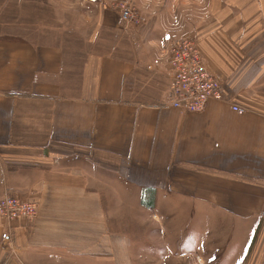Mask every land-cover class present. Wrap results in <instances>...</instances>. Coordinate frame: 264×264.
Segmentation results:
<instances>
[{
	"label": "crops",
	"instance_id": "1",
	"mask_svg": "<svg viewBox=\"0 0 264 264\" xmlns=\"http://www.w3.org/2000/svg\"><path fill=\"white\" fill-rule=\"evenodd\" d=\"M115 1L0 0V199L37 204L0 264H264V0H210L222 101L195 114L167 105L154 0L129 29Z\"/></svg>",
	"mask_w": 264,
	"mask_h": 264
},
{
	"label": "built area",
	"instance_id": "2",
	"mask_svg": "<svg viewBox=\"0 0 264 264\" xmlns=\"http://www.w3.org/2000/svg\"><path fill=\"white\" fill-rule=\"evenodd\" d=\"M120 22L125 26H139L145 18L128 1L114 6ZM168 67L171 73L170 100L168 106L183 113L203 111L209 100L222 101L218 77L204 65L197 39H184L176 43L170 53ZM233 112L241 115L244 109L231 105ZM37 216V204L19 200L5 193L0 199V220L4 223L1 246L10 256H15V247L10 223L13 220H33Z\"/></svg>",
	"mask_w": 264,
	"mask_h": 264
},
{
	"label": "rangeland",
	"instance_id": "3",
	"mask_svg": "<svg viewBox=\"0 0 264 264\" xmlns=\"http://www.w3.org/2000/svg\"><path fill=\"white\" fill-rule=\"evenodd\" d=\"M52 1L53 3H55L56 0ZM120 1L123 0L115 1L111 8L114 9V6ZM128 1L139 11L141 15L144 14H142L140 12V9L137 8L134 0ZM184 1L186 0H154L153 3L150 1V3L147 5V7L149 6V8L146 9L148 11V16L144 14V16L146 17L153 15V17H155L157 20L156 22H158V29L154 31V35L155 39H157L156 47L159 48L158 50H161V58L164 61V67L166 71V61L168 62L170 53L174 45L184 39H197V36L202 33L204 28L206 27L205 24L211 22V20L209 19L211 9L210 0H187V3L185 5L183 4ZM233 1L236 0H225V2L223 0V5L237 7V3H232ZM242 1L243 0H239V2ZM50 10L54 9H49V12ZM141 26L142 25L136 27L128 26V29L140 28ZM257 226L260 229V227L262 226V221ZM256 236L254 238V243H256ZM187 261L198 264V255H187ZM244 264H248V258Z\"/></svg>",
	"mask_w": 264,
	"mask_h": 264
}]
</instances>
